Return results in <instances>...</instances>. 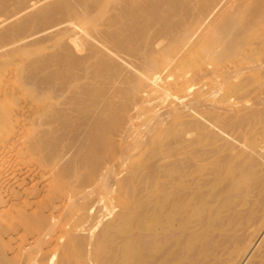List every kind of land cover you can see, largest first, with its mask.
<instances>
[{
    "label": "bare ground",
    "instance_id": "obj_1",
    "mask_svg": "<svg viewBox=\"0 0 264 264\" xmlns=\"http://www.w3.org/2000/svg\"><path fill=\"white\" fill-rule=\"evenodd\" d=\"M0 264H264V0H0Z\"/></svg>",
    "mask_w": 264,
    "mask_h": 264
},
{
    "label": "rangeland",
    "instance_id": "obj_2",
    "mask_svg": "<svg viewBox=\"0 0 264 264\" xmlns=\"http://www.w3.org/2000/svg\"><path fill=\"white\" fill-rule=\"evenodd\" d=\"M19 157H21V159L18 157V159L20 160H18V159H15V161H14V163H16V164H20L21 165V163H23L21 166L23 167V166H25V165H29V164H33L34 162V158L33 157H30L29 155H23L22 153H20V154H17ZM22 157H26V158H22ZM28 157V158H27ZM27 159V160H26ZM31 160V161H30ZM17 161V162H16ZM21 162V163H20ZM30 162V163H29Z\"/></svg>",
    "mask_w": 264,
    "mask_h": 264
}]
</instances>
